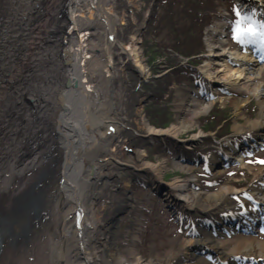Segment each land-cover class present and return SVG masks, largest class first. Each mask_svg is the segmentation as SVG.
<instances>
[{
	"label": "bare ground",
	"instance_id": "bare-ground-1",
	"mask_svg": "<svg viewBox=\"0 0 264 264\" xmlns=\"http://www.w3.org/2000/svg\"><path fill=\"white\" fill-rule=\"evenodd\" d=\"M82 1L0 0V80L10 86L0 89V264L99 261L95 244L101 221L94 198L99 194L91 191L92 177L100 178L104 167L114 162L112 144L117 141L115 127L119 123L112 117L117 112L114 102L107 100L113 91L112 53L109 45L103 48L101 42L91 43L90 25L99 19H92L91 10L83 11ZM97 1L89 0L90 7L103 8L105 3ZM240 2L244 11L252 12L254 4V9L264 16V0ZM76 12L86 17L76 16ZM259 20L264 23V18ZM225 27V22L217 21L208 28L210 54L201 72L214 89L210 92L209 86L190 84L186 90L191 95L177 104L186 116L183 126L167 130L150 127L148 138H168L176 152L186 155L176 166L196 161L197 165L204 164L193 155L192 147L172 139L209 112L215 104L213 91L232 95L238 111L249 97H254L260 104V113L241 128L239 136L247 135L251 141L232 142L221 155L210 154L207 166L214 169L218 165L226 171L236 164L249 168L244 154L247 158V153L256 148L253 139L264 129V39L251 41L257 43L254 46L231 49L223 41ZM141 32L142 28L135 32L133 42ZM128 49L130 60L144 75L139 48L133 44ZM200 99H205V104ZM219 99L224 100L221 96ZM197 137L189 143H195ZM92 147L103 151L104 158L86 163L84 152ZM144 157L145 153L137 155L141 171L161 179L165 165L144 162ZM254 175L255 184L248 189L226 186L216 195L206 196L197 194L192 180L155 181L160 188L164 184L168 187L164 195L172 206L217 210L211 215L218 220L203 221L197 228H190L186 219L178 218L189 235L202 238L182 242L175 254L178 264L196 262L199 256L194 252L204 250L201 241L213 247L216 255L211 256L219 264H264V240L256 237L264 227V168ZM232 196L240 197L242 204L222 210ZM133 202L127 196L120 209L129 208ZM237 233L252 236L237 239ZM115 262L143 264L135 249L129 259L119 256ZM150 263L169 264L155 257Z\"/></svg>",
	"mask_w": 264,
	"mask_h": 264
},
{
	"label": "rangeland",
	"instance_id": "rangeland-1",
	"mask_svg": "<svg viewBox=\"0 0 264 264\" xmlns=\"http://www.w3.org/2000/svg\"><path fill=\"white\" fill-rule=\"evenodd\" d=\"M102 1L105 4L100 9L96 5L91 8L89 0H83L81 4L84 6L83 11L88 13L91 10L94 13L93 20L99 19V21L94 20L93 25H90L93 28L89 31L91 35L88 36L91 43L101 42L102 45L104 44L103 48L109 45L112 53L111 87L113 91L107 100L112 99L114 102L117 112L112 117L119 123V126L115 127L117 141L112 144L115 150L114 162L104 167L100 178L92 177L94 181L92 180L91 191L99 194L98 197H93L97 199L98 217L101 221V228L96 231L95 248L99 255L97 263L116 264L115 258L124 256L129 259L131 250L135 249L143 264H153L150 261L154 257L163 262L168 261L169 264H178L179 257L175 254L182 242L184 240L193 242L202 238L189 235L186 225H183L177 217L186 219L190 228H197L203 221L218 220L211 215L217 210L171 206L170 203H165L164 197L154 192L153 187L158 186L155 181L171 183L175 180H192L196 184L195 191L201 196L216 195L226 186L239 190L248 189L255 184L254 173L263 168L264 148L255 153L256 157L252 156L253 158L250 157L251 159L246 161V164L250 166L247 167L248 169L241 168L238 164L231 165L228 171L220 168L212 169V166L205 164H184L181 166L183 170L176 166V163L184 154L176 152L168 138H148L150 127L167 130L174 126L178 128L183 126L186 116L177 104L184 97L189 98L191 93L186 89L190 88V84L195 83L191 77L193 72H187V65L183 62L195 57L187 54L201 53L197 57L201 59L200 64L197 65L201 73L210 54L206 42L210 38L206 29L209 25L213 28L217 21L223 19L231 23L229 36L223 41L227 47L238 49L254 39L253 37L261 35L259 38L264 39V23L256 24L257 21H255L252 24L254 16L257 18L260 16L257 9L258 14L253 13L254 4L250 12L243 11L239 6L242 4L240 0H203L198 7L200 10L197 13L200 17L198 20L194 17L195 13L191 14L190 21L186 20V16L178 18L177 25L180 26L184 37L175 41L171 27H173L172 24H176V21L169 23V20L163 19L166 6H159L163 0ZM180 3L177 1V4ZM262 5L264 6V2ZM178 8L183 9V5H177ZM168 9L167 6V11ZM82 14L76 12L75 15L84 17L85 15ZM151 18L156 19V22L151 23ZM193 18H195L194 21L191 20ZM192 24L194 26H191ZM144 26L141 36H137L133 42L132 36ZM177 29L179 30L178 26ZM249 29H252L251 33ZM189 31L192 32L189 33ZM147 41L149 43L152 41L153 45L150 55L145 51ZM133 44L139 48L140 59L145 67L143 77L136 72L137 68L130 60L128 47ZM154 54L156 59L152 61ZM6 70L8 71L7 66ZM198 75L197 83L204 87L209 86L211 92L214 89L213 83L202 80V74ZM142 78L145 80L143 81ZM3 81V79L0 80V89H8L9 84ZM261 81L264 82V78ZM218 94L224 100L219 99ZM212 96H214L215 104L209 112L196 118L192 128L181 129L179 136L172 139V142L177 140L186 147L191 145L193 155L197 158L201 157L206 163L208 156L224 144V142L218 143L222 142L217 140L221 135L230 133L228 138L232 141L237 138L236 144L245 140L250 141L247 135L239 136L243 130L241 128L245 127L250 120L256 119L260 113V104L254 97H249L250 99L243 103L244 106L238 111L232 103V95L219 90L218 93L213 91ZM186 102L182 103L186 104ZM200 102L205 104L206 101L200 99ZM96 124H99L98 120ZM106 129L105 124L101 131L105 132ZM195 136H198L197 141L190 144L189 141ZM85 151L83 159L86 163L99 162L104 158L103 151L99 148L92 147ZM138 153H145L144 162L165 165L161 168V179L145 170L141 171L143 166H140ZM53 156L56 157L55 154ZM127 196L132 197L134 202L129 203V208L120 209ZM241 204L240 197L232 196L227 199L222 210L226 207L232 209ZM251 236L236 234L237 239H249ZM256 237L264 240V231ZM201 243L204 250L195 251L194 254L199 256L198 260L190 264H219L217 262L219 260L211 256L216 255L213 247L205 242L201 241ZM186 253L192 254V251ZM223 262L220 264H230L227 261Z\"/></svg>",
	"mask_w": 264,
	"mask_h": 264
},
{
	"label": "trees",
	"instance_id": "trees-1",
	"mask_svg": "<svg viewBox=\"0 0 264 264\" xmlns=\"http://www.w3.org/2000/svg\"><path fill=\"white\" fill-rule=\"evenodd\" d=\"M177 1L181 2L180 4L183 5V9H179V8L177 9V5H180V4H177ZM161 3L159 4V6L160 5H162V7L166 6V13L162 16L163 19L169 20V23H174L176 21V24H172L173 27H171V28L173 31V35L175 36V38H174L175 41H178V40L182 39V37H184V36H182V33L180 31V26L177 25L178 18H182V17L186 16V20L190 21L191 14L195 13L194 17L196 18V20H198V18H200V17H198V14H197L200 11L198 7L201 5V3H203V0H163ZM167 6L169 8L168 11H167ZM195 18H193L191 20L194 21ZM151 19H152L151 23L156 22V19H154V18H151ZM151 26H150V28H151ZM177 26H178L179 30L177 29ZM191 26H194V24H192ZM176 30H178V31H176ZM191 32L192 31H189V33H191ZM151 42L149 43V41H147L146 46H145V51H147L149 53V55L152 53V50H153V45L151 44ZM198 54H200V53H196L194 55H192V54H187V55L190 57H194V56H197ZM152 59H153L152 61H154L156 59L155 54L153 55ZM193 62H195V61H193Z\"/></svg>",
	"mask_w": 264,
	"mask_h": 264
},
{
	"label": "snow or ice",
	"instance_id": "snow-or-ice-1",
	"mask_svg": "<svg viewBox=\"0 0 264 264\" xmlns=\"http://www.w3.org/2000/svg\"><path fill=\"white\" fill-rule=\"evenodd\" d=\"M249 32L251 33L252 32V29H249Z\"/></svg>",
	"mask_w": 264,
	"mask_h": 264
},
{
	"label": "water",
	"instance_id": "water-1",
	"mask_svg": "<svg viewBox=\"0 0 264 264\" xmlns=\"http://www.w3.org/2000/svg\"><path fill=\"white\" fill-rule=\"evenodd\" d=\"M148 21H146V23H147ZM145 28V27H144ZM144 28H143V30H144Z\"/></svg>",
	"mask_w": 264,
	"mask_h": 264
}]
</instances>
